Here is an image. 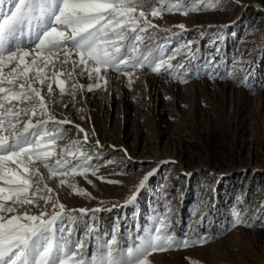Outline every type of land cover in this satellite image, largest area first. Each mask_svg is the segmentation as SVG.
Masks as SVG:
<instances>
[{
  "label": "rangeland",
  "instance_id": "obj_1",
  "mask_svg": "<svg viewBox=\"0 0 264 264\" xmlns=\"http://www.w3.org/2000/svg\"><path fill=\"white\" fill-rule=\"evenodd\" d=\"M144 8H158L160 15L146 11L157 27L140 32L137 45L149 61L163 59L172 67L156 73L145 62L123 72L102 69L104 84L96 74H81L83 66L74 70L54 60L45 69L52 95L46 85H32L45 96L43 118L53 117L46 129L56 139L44 145L51 153L49 167L67 159L89 170L70 172L61 186L59 174L52 177L33 156L44 177L39 207L7 216L51 213L53 203L63 204L54 225L57 238L63 235L70 248L82 244L77 255L86 258L113 239L121 246L140 242L163 221L177 238L208 242L152 253L150 264H264V0H145ZM129 52L139 55L130 47ZM72 59H78L75 53ZM11 66L3 68L4 76ZM59 80H65L63 95ZM97 83L102 86L95 88ZM73 85L83 86L75 96L68 94ZM80 152L92 159L79 160ZM31 178L25 195H32L39 175ZM40 196L51 200L45 204Z\"/></svg>",
  "mask_w": 264,
  "mask_h": 264
},
{
  "label": "snow or ice",
  "instance_id": "obj_2",
  "mask_svg": "<svg viewBox=\"0 0 264 264\" xmlns=\"http://www.w3.org/2000/svg\"><path fill=\"white\" fill-rule=\"evenodd\" d=\"M236 3L239 4V0ZM5 4L10 5L7 11ZM144 4L145 0H0V181L3 182L0 184V264H150L148 257L152 253L208 242L207 238L195 241L177 238L161 221V226L141 238L140 242L121 246L113 239L103 244L98 253L86 258L82 254L77 255L83 248L82 244L70 248V241L63 235L57 238L54 225L64 210L63 204L57 206L53 203L51 213L45 210L38 215H30L25 210L7 216L25 206L39 207L36 197L42 191L39 185L44 177L35 168L33 156L52 177L59 174L61 186L66 183L64 177L70 172L89 170L85 164H72L67 159H56L54 166L49 167L51 153L44 145L45 140L54 143L56 139V134L46 129L53 117L43 118L47 111L45 96L41 94V88L32 85H46L47 94L52 95V83L48 82L45 69L52 66L54 60H61L65 66L71 64L74 70L83 66L81 74L87 73L89 79L96 74L104 84L107 81L101 74L102 69L113 68L123 72L125 69L142 68L145 62L156 73L162 67L166 66V70L172 67L163 59L149 61V56L137 45V42H142L140 32L157 27L148 20L146 11L153 17L160 15L158 8L145 10ZM166 10L171 12L173 8ZM184 14L187 15V11ZM178 27L185 28L183 24ZM129 47L131 52L139 55H130ZM74 53L78 59H72ZM8 65L14 66L10 67L8 76H4L3 68ZM124 74L129 75L128 72ZM68 76L71 78L72 73ZM240 82L243 83V79ZM64 84L65 80L58 81L60 95L65 93ZM101 86L97 83L95 88ZM78 88L83 86L73 85L68 94L75 96ZM87 90L93 91V85H89ZM11 101L26 106L19 107ZM22 117H28L27 122L18 128ZM32 117L36 118L35 123ZM54 123L64 125L70 122L55 120ZM6 131L8 134H3ZM86 142L87 134L82 143ZM96 143L99 146V141ZM65 152L73 154L67 148ZM78 159L91 160L92 154L80 152ZM20 168L25 174L39 175L32 195H25L32 188L31 175H22L18 171ZM153 174L150 172L143 177L137 192L145 187ZM47 192L51 193L52 189L47 188ZM39 199L47 204L51 196H40ZM134 199L135 196L128 203ZM2 201H11V204Z\"/></svg>",
  "mask_w": 264,
  "mask_h": 264
}]
</instances>
